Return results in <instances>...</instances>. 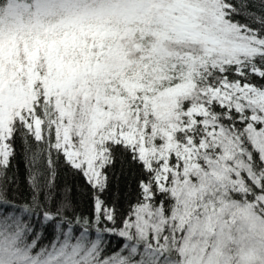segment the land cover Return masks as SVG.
Returning <instances> with one entry per match:
<instances>
[{
    "label": "snow or ice",
    "instance_id": "1",
    "mask_svg": "<svg viewBox=\"0 0 264 264\" xmlns=\"http://www.w3.org/2000/svg\"><path fill=\"white\" fill-rule=\"evenodd\" d=\"M0 264H264V0H0Z\"/></svg>",
    "mask_w": 264,
    "mask_h": 264
},
{
    "label": "trees",
    "instance_id": "2",
    "mask_svg": "<svg viewBox=\"0 0 264 264\" xmlns=\"http://www.w3.org/2000/svg\"><path fill=\"white\" fill-rule=\"evenodd\" d=\"M17 149L19 151V142H17ZM14 165L18 168V191L14 194L15 195V202L17 204L23 203L24 199L28 197V188L25 181L26 176V163L22 156H17V159L14 161ZM119 170V162H117V171ZM65 181H67L70 184L75 185L77 182L72 180V178L69 175H66L64 170H61L60 175L57 179V183L63 184ZM73 198L77 201L76 204V210L77 212H82L84 214H88L91 212V206L90 201L83 197L81 198L77 193H73ZM49 236H51V233H49ZM47 240H44V243H47ZM119 241L116 238H111V247L113 250H115L117 244Z\"/></svg>",
    "mask_w": 264,
    "mask_h": 264
}]
</instances>
